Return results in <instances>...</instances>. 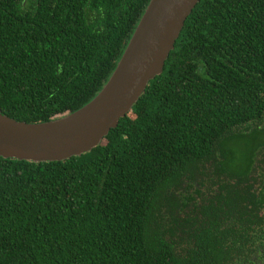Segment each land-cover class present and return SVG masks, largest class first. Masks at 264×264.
Instances as JSON below:
<instances>
[{"label":"trees","instance_id":"1","mask_svg":"<svg viewBox=\"0 0 264 264\" xmlns=\"http://www.w3.org/2000/svg\"><path fill=\"white\" fill-rule=\"evenodd\" d=\"M148 0H0V112L102 87ZM0 264H264V0H198L89 150L0 155Z\"/></svg>","mask_w":264,"mask_h":264},{"label":"water","instance_id":"2","mask_svg":"<svg viewBox=\"0 0 264 264\" xmlns=\"http://www.w3.org/2000/svg\"><path fill=\"white\" fill-rule=\"evenodd\" d=\"M197 1L148 0L108 78L78 109L42 122L19 121L0 112V155L35 162L60 160L97 144L130 109L147 81L160 73ZM92 104L81 120L54 126Z\"/></svg>","mask_w":264,"mask_h":264},{"label":"bare ground","instance_id":"3","mask_svg":"<svg viewBox=\"0 0 264 264\" xmlns=\"http://www.w3.org/2000/svg\"><path fill=\"white\" fill-rule=\"evenodd\" d=\"M95 104V103H94ZM93 104L88 106L87 108L81 110L80 112L56 123L54 126H58V125H65L68 126L70 125L72 122H77L79 120H81L86 114H88L92 108Z\"/></svg>","mask_w":264,"mask_h":264}]
</instances>
